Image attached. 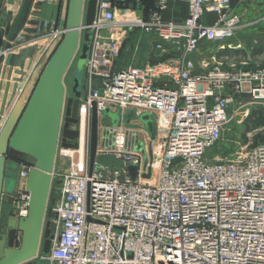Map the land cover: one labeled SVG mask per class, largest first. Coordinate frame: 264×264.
I'll return each mask as SVG.
<instances>
[{"label":"built area","instance_id":"built-area-1","mask_svg":"<svg viewBox=\"0 0 264 264\" xmlns=\"http://www.w3.org/2000/svg\"><path fill=\"white\" fill-rule=\"evenodd\" d=\"M155 1L157 10L145 18L103 1L89 25L77 148L57 150L67 165L53 171L56 228L50 251L39 255L42 264H264V142L236 156L211 152L229 122L230 105L248 96L264 105V64L248 67V60L227 63L218 56L231 48L224 43L242 24L237 9L248 0H185L188 14L180 22L162 19L169 0ZM133 30L156 37L161 59L118 69L121 46ZM44 31L39 39L48 43L39 46L28 73L61 34L60 28ZM29 36L14 37L0 56L34 44L37 37ZM206 45L215 47L211 61L196 72L194 55ZM92 102L99 116L96 155H113L122 161L120 170L95 163L89 173ZM105 109L120 111L117 126L100 120ZM129 110L135 119L127 126L122 118ZM143 115L152 131L140 122ZM19 164L8 196L17 218L27 213L31 166Z\"/></svg>","mask_w":264,"mask_h":264},{"label":"water","instance_id":"water-1","mask_svg":"<svg viewBox=\"0 0 264 264\" xmlns=\"http://www.w3.org/2000/svg\"><path fill=\"white\" fill-rule=\"evenodd\" d=\"M103 1L109 0H67L61 34L47 49L43 62L32 71L23 94L18 96L17 92L24 86L23 82L40 50L39 45L34 43L20 47L16 52H8L3 58L0 56V264L32 261L42 264L39 255L47 254L51 249L56 228L52 219L56 213L51 209L54 200L50 191L57 150L59 147L77 148L76 125L80 98L86 91L85 63L91 41L89 25L96 18ZM40 3L34 4L33 14L38 12ZM30 4L31 0H23L15 19L6 27L3 50L24 23ZM75 59L76 73L71 95L67 97L64 78ZM90 111L89 173L95 163L107 169L120 170L122 161L113 155H96L99 116L95 102L91 103ZM100 114L101 121L108 117L113 126L121 120L119 110L111 112L105 109ZM133 117L131 112L122 120L128 125ZM150 136H153L152 132ZM138 148L141 149V145ZM12 152L31 159L25 181V189L29 192L27 213L19 218L13 213L14 207L10 203V209L2 217L3 196L15 192L19 161H26L23 157L18 159ZM128 171L133 177L135 166H129ZM8 184L15 187L7 190ZM14 232L20 234V239L17 246H10L9 240Z\"/></svg>","mask_w":264,"mask_h":264},{"label":"crops","instance_id":"crops-1","mask_svg":"<svg viewBox=\"0 0 264 264\" xmlns=\"http://www.w3.org/2000/svg\"><path fill=\"white\" fill-rule=\"evenodd\" d=\"M22 1L23 0H0V53L6 42V27L9 24H11L15 19L16 15L19 12ZM38 1L41 2L38 8V12L33 14L32 10H34L33 9L34 4ZM106 2L110 7H113L115 9H120V10L130 9L133 11V13L136 16L141 18H145L147 17L149 12L157 10L156 9L157 3L155 0H109ZM66 4H67V0H31L30 8L26 15L25 21L19 28L18 32L16 33L15 38H17L21 33H23L25 37H28L29 35L31 37L35 36L37 37V39L30 41V43L34 42L41 47L45 46L48 43V39L47 38L39 39L40 38L39 33L44 31L45 29L48 31L51 30L52 28H60L62 26ZM232 4L233 5L236 4L235 0L232 1ZM237 11L240 15V19L242 23L247 22L248 24L249 20L255 17H259V20L262 19L261 22H258L257 24L264 22V0H248L247 3L238 7ZM187 14H188V7L185 0H169L167 3V8L163 11L162 19L165 21L180 22L187 17ZM210 15H211L209 16L210 18H208L207 20L208 23H211L214 17L212 16L213 14ZM31 20H34L35 23H30ZM255 21L257 22L258 20ZM258 28L262 29L263 27L258 26ZM28 29L30 32H28ZM155 39L156 37L153 36L152 34H146L140 30L131 31L121 46L119 56L116 61V68L120 69L128 66H141L146 62L159 61L161 58L154 47ZM217 44L218 43H216V45ZM238 48L231 47L230 49H225L226 51L220 50L218 56L225 55L223 53H228V55L232 54L233 52L237 53L236 51H241L238 50ZM13 50L16 51L15 49ZM199 53L200 55H198ZM211 54H212L211 49L207 48L206 45L202 47L200 51L194 55L196 60V68H195L196 72L204 70V68L201 67V63H204L205 61H211L210 59ZM172 55L174 56L175 53L173 52ZM228 55L225 56L227 57ZM43 60L39 62L42 63ZM247 60L249 62L248 65L249 67L251 66L250 63L252 64L253 62L249 57ZM31 75H32L31 73L27 74L23 82L24 86L18 89L17 92L18 96L26 92L25 88L26 85L30 82ZM131 112L132 111L129 110L123 116L125 117ZM139 118H140V122H142L144 126L146 125L145 126L146 129L149 130V126H150L149 119H144V115ZM133 119H135V115L129 121ZM133 123L137 124L135 120ZM124 125L126 124L124 123ZM150 131H152V128H150ZM12 155H14L17 158H22L16 155L15 153ZM8 201H9L8 196L4 195L2 200V208L4 205L6 208L5 214L10 209V205ZM17 234L18 233L16 232L13 233L11 239L9 240L10 246L18 245Z\"/></svg>","mask_w":264,"mask_h":264},{"label":"rangeland","instance_id":"rangeland-1","mask_svg":"<svg viewBox=\"0 0 264 264\" xmlns=\"http://www.w3.org/2000/svg\"><path fill=\"white\" fill-rule=\"evenodd\" d=\"M254 20L258 21L252 23V21ZM261 20L262 19L259 20V17H255L249 20L248 24L247 22L242 23L238 27L239 29L236 31L235 35L230 40L224 43L230 44L232 48H238L241 46L240 48H238V50L241 51L237 53L233 52L230 55H228V53H223L225 55H228L227 60H225L227 63L238 64L243 60H247L248 57L252 60L254 64L264 63V22L257 24L258 22H261ZM258 26L263 28L259 29ZM207 48H210L211 50L215 49V47ZM75 65L76 59L72 62L64 78L67 97L71 95L73 77L76 73ZM250 65L252 64L250 63ZM228 113L230 115L229 122L224 127L221 140L214 148L211 149V152L213 154L218 156H236L238 153L242 154L246 152L250 147L257 145L260 141V136H262L264 139V120L261 122V124L256 122V119H259L260 116L264 117V105L252 103L249 96L243 97L242 101H236L235 103L230 105ZM144 119H149V128H152L153 122L151 121V119L147 115H144ZM106 120H108V117H106ZM256 135L258 136V141L255 140ZM255 141H257V144L254 145L253 143ZM15 154L20 157H23L26 162H29L31 160L25 155L19 153ZM66 165V160L60 159V156L57 155V159L55 162V173L60 170H63ZM14 187L15 186H12V184H8L7 190H12ZM5 210L6 208L3 205L2 217L5 214ZM48 220L49 217L47 216L46 221Z\"/></svg>","mask_w":264,"mask_h":264},{"label":"trees","instance_id":"trees-1","mask_svg":"<svg viewBox=\"0 0 264 264\" xmlns=\"http://www.w3.org/2000/svg\"><path fill=\"white\" fill-rule=\"evenodd\" d=\"M236 52H239V51H236ZM258 120V121H257ZM264 120V117L263 116H260V118L259 119H256V122L257 123H259V124H261V122ZM258 139V136L256 135V137H255V140H257ZM258 141V140H257ZM257 141H255L253 144L255 145V144H257ZM262 142H264V139H263V137L262 136H260V141H259V143H262ZM258 143V144H259ZM19 159V158H18Z\"/></svg>","mask_w":264,"mask_h":264}]
</instances>
